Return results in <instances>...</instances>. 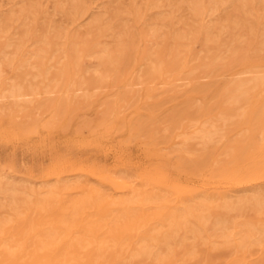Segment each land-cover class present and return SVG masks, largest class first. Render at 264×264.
<instances>
[{"label": "rangeland", "instance_id": "obj_1", "mask_svg": "<svg viewBox=\"0 0 264 264\" xmlns=\"http://www.w3.org/2000/svg\"><path fill=\"white\" fill-rule=\"evenodd\" d=\"M90 1V10L73 17L70 0H0V16L13 15L8 24V33L1 38V47L6 42L15 43L21 37L23 40L28 38L31 52L27 55H30L32 51L44 47L40 42L31 44L33 34L39 38L70 30L76 36L70 46L79 48V41L93 39L99 27H107L102 35L96 37L100 53L103 47L118 48L122 34L128 31L136 38L129 51V61L134 78H137L142 69L157 65L155 50H161L167 43L172 48L177 40L176 35L180 34L183 37L175 51L180 52L182 57L180 74L188 78L178 81L168 78L165 85H130L129 79L120 77L119 70H112L109 76L101 80L93 71L98 67L97 57L87 56L82 62L83 69L88 70L85 75L98 80L99 89L91 85L58 108L47 107L46 104L41 109L34 108V105L15 109L7 101H3L6 105L0 102L3 104L0 105V176L27 188L59 179L61 185L68 182L74 186L69 191L65 189L61 194L63 198L81 190L96 189L105 197L104 203L113 196H120V179L132 181L139 190L164 195L168 199L167 204L200 191L218 197L245 188H264V84L250 92L246 101L232 108L235 116L223 126L222 136L214 143L206 147L191 143L181 150L174 148L175 135L189 123V117L216 118L219 115L225 105L220 94L231 78L232 70L243 65H264V48H258L260 36L251 33L252 27H264V5L254 7L256 16L244 14L243 25L231 27L233 24L229 23V32L222 31L218 41H207L204 32L198 41L193 35L194 31L212 24L214 33H210V38H213L221 32L223 18L234 17L233 7L200 18L194 16L184 0ZM31 5H34L32 13L27 10ZM135 10L141 15L139 21L136 20ZM169 15L172 16L171 20L164 21L163 18ZM93 16L100 18L99 26L92 22ZM140 27L147 30L156 27L159 30L152 40L146 41L138 34L137 28ZM64 40L66 38L59 37L49 47L45 44L47 51L44 57L47 58L44 62H49L45 65L54 62L47 60L50 56L63 61L64 52L58 48H63ZM228 45L238 51L228 52ZM209 46L213 47L212 55L217 56L215 75L188 82L189 76L200 71L190 69L205 60ZM8 52L11 55L10 50ZM14 61L19 62L17 58ZM227 66L232 68L227 70ZM114 77L116 79L113 80ZM183 81L187 83L182 84ZM63 90L54 93L58 96L54 95L53 101L63 99ZM32 115H36L35 118ZM37 116L41 118L37 119ZM77 182L79 187L78 184L74 185ZM60 202L55 201L42 213L31 210L30 214L25 213L22 217L24 227L30 222H52ZM211 213L218 214L214 206ZM261 216L264 214L258 216L256 221H264ZM121 227L119 223L117 229ZM15 228L16 224L12 228L10 226L12 232ZM121 232L117 238L121 242L134 239V231ZM109 243L102 257L90 264H122L126 251L113 241ZM195 243V251L193 249L194 253L192 251L190 255L188 250L192 249L191 243L186 250L178 241L175 242L173 251L160 263L264 264V245L237 252L222 244L214 246L201 239ZM79 257H83L79 264H88L83 249ZM132 263L144 264L138 261Z\"/></svg>", "mask_w": 264, "mask_h": 264}, {"label": "bare ground", "instance_id": "obj_2", "mask_svg": "<svg viewBox=\"0 0 264 264\" xmlns=\"http://www.w3.org/2000/svg\"><path fill=\"white\" fill-rule=\"evenodd\" d=\"M184 2L188 4L194 16L200 18L216 14L229 7H233L235 11L234 17L223 18L221 32L218 31L220 33L213 38H210V33L214 27L212 24L203 30L194 31L193 35L198 41L203 32L207 41H218L222 31L229 32V23L233 24L231 27L243 25L242 16L244 14L256 16L254 7L259 4L264 5V0H184ZM70 6L74 17L90 10L91 1L70 0ZM33 8L34 5L27 9L28 12L32 13ZM135 14L136 20L139 21L141 15L138 10H135ZM11 16L13 15L0 16V23H2L0 25V102H9L12 108L24 109L34 105V108L41 109L46 104L47 107L58 108L70 97L76 96L79 91L91 85L98 88V80L85 75L88 70L83 69L82 62L87 56L97 57L98 67L93 71L101 80L109 76L112 70H119L120 77L129 79L130 85L142 83L165 85L168 78L173 81L188 78L180 74L182 57L180 52L175 51L176 47L180 45L181 37H183L180 34L176 35L175 40H177L174 41L172 48L171 44L167 43L161 50H155L158 60L155 67L142 69V73L140 72L137 78H134L133 67L129 61V56H131L129 51L136 38L133 34L130 35L128 31L122 34L123 37L118 48L103 47L100 49V53L98 52V38L96 37L102 35L107 27H99L93 34L95 35L93 39L79 41L81 44L79 48L70 46L74 40L73 37H76L70 30L64 33L47 34L39 38L33 34L30 39L31 44L40 42L44 44V47L27 55L31 52L28 38L23 40L21 37L18 42H6L1 47V38L8 33ZM171 18L172 16L169 15L163 19L170 21ZM99 21L100 18L93 16L92 22L96 23L97 26H99ZM137 29L139 36L146 41L152 40V37L159 30L156 27H151L150 30L142 27ZM251 33L253 36H260L258 48H264V27L260 29L252 27ZM59 37L66 38V41L63 42V48L61 46L58 48L64 52L63 61L50 56L47 60H54V62L45 65V63H49L44 62L47 58L44 57L45 48L52 45L55 39ZM232 40L234 41L235 38ZM212 48L211 46L208 47L204 61L196 63L190 69L193 72L194 70L200 71L198 73L192 72L188 82L215 75L217 56L212 55ZM226 49L231 53L238 51L237 48H231L230 45ZM9 50L11 55H9ZM15 58L19 62H13ZM14 63L18 64L14 66ZM227 67V70L232 68L231 66ZM230 74L231 78L220 94L225 105L219 115L216 118L211 116L203 118L199 115L189 117V123L182 126L175 135L174 148L176 150L184 149L191 143L201 147L214 143L222 136L223 126L235 116L232 108L246 101L250 92L264 84V65L258 63L240 66L232 70ZM114 79L116 78L114 77ZM185 83L187 81L182 82V84ZM63 88L65 92L62 95L63 99L53 101V96L57 95L54 93H60ZM124 91L123 93H125ZM127 93L129 95L126 89ZM126 94H124L125 97ZM84 97L87 96L84 95ZM57 108L55 113L58 112ZM36 118L41 117L37 116ZM61 183L58 179L37 187L34 185L27 188L16 181L0 176V264H79L83 258L79 257L81 249L84 250V258L88 264L95 263L102 257L105 248L110 245L109 241H113V244L126 251L122 264H133L134 261L144 264H161L160 262L165 260L173 251L174 243L177 241L186 250L189 244H192V249L188 250L190 255L194 245H196L195 242L199 239L204 242L209 241L214 246L222 244L237 252H246L264 245V221H256V218L264 214V188L259 186L245 188L234 193L226 192L218 197L200 191L190 197L180 198L171 204H167L168 199L164 195L154 191L139 190L133 186L132 181L124 179L118 181L120 196L111 197L107 203H104L105 197L101 191L89 188H87L89 190H81V192L73 190L74 194H69L68 197L63 198L64 196L61 194L74 186L68 182L62 185ZM77 184L78 182L74 185ZM78 191H80L79 188ZM55 201L61 202L58 205V210L56 209L57 214L52 222L48 221L47 224L30 222L24 227L25 221L22 217L25 216V213L30 210L42 213L48 210ZM213 206L218 211L217 215L211 213ZM119 223L123 227L117 229ZM15 224L16 228L12 232L10 226L12 228ZM125 230H131L135 233L131 242H121L117 239L120 233L122 234L121 231ZM113 256L115 257V255ZM110 264H115V262Z\"/></svg>", "mask_w": 264, "mask_h": 264}]
</instances>
